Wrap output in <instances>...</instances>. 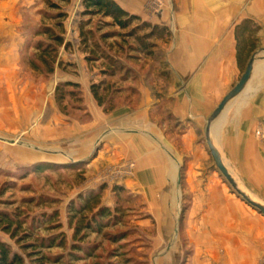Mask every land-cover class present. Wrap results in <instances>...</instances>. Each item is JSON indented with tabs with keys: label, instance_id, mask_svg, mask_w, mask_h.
I'll list each match as a JSON object with an SVG mask.
<instances>
[{
	"label": "rangeland",
	"instance_id": "1",
	"mask_svg": "<svg viewBox=\"0 0 264 264\" xmlns=\"http://www.w3.org/2000/svg\"><path fill=\"white\" fill-rule=\"evenodd\" d=\"M81 3L82 0H0V210L20 212L26 221L24 230L34 219L42 218L40 215L56 214L51 220L35 224L33 231L34 240L54 235L64 241L63 246L42 248L43 255L50 259L47 264H238V259L241 264H250L246 260L248 253L240 255L236 246L214 242L212 237H220L226 230L210 228L213 214L201 211L208 209L210 190L232 191L215 167L203 133V157L198 152L191 156L190 151H181L179 137L173 132L174 122L162 110L165 138L160 137L152 145V136L147 132L149 137L142 135L149 140L144 143L147 149L154 146L167 159L163 170L170 180L153 196H146L141 187L140 192L133 190V181L129 180L128 189L119 184L138 172L137 160L132 157L120 162H106V157H100L102 163L90 166L105 141L88 139L90 115L80 84L68 86L65 83L72 81L66 78H78L80 64L85 63V69L92 74L88 83L103 82L99 94L104 98L100 105L104 111L109 97L116 107H134L138 78L143 76L146 84L153 83L172 37L169 32L156 30L147 39L154 44L150 51H139L141 45L136 36H143L148 28L139 29L132 36L113 35L112 31L126 33L128 29L107 26L104 22L110 19L95 15L84 27L93 31L85 46L79 23L89 17L81 14ZM144 6L147 12L158 15L190 13L198 8L189 0H147ZM60 13L65 14L63 19L58 17ZM141 23L139 17L131 26ZM46 29L51 30L52 36H61L68 46L50 39L44 33ZM103 33H108L104 40ZM48 45L55 49L54 59H48L52 69L41 54ZM116 64L122 69H113L110 75L107 71L116 68ZM259 71L264 72V62H256L254 72ZM78 90L80 95L75 93ZM58 95L62 96L60 100ZM114 129L130 136L136 127ZM214 139L218 145L215 128ZM172 147L184 157L177 158ZM129 149L132 151L131 145ZM192 157L201 163L191 164ZM145 168L148 178L152 167ZM102 185L98 208L104 206L110 211L109 223L97 232L84 229L82 239L75 238L76 225H84L98 208L73 215V206ZM114 186L121 189L116 191ZM0 232L14 251L26 255L14 239ZM210 240H214L213 244L206 243ZM73 243L85 250L70 255ZM251 264H264V253Z\"/></svg>",
	"mask_w": 264,
	"mask_h": 264
},
{
	"label": "crops",
	"instance_id": "2",
	"mask_svg": "<svg viewBox=\"0 0 264 264\" xmlns=\"http://www.w3.org/2000/svg\"><path fill=\"white\" fill-rule=\"evenodd\" d=\"M115 1L129 14L152 25L165 26L166 32L171 34L160 73L154 76L152 84H146L143 76L138 78V99L134 107L118 106L111 111H104L92 94L91 83H88L92 74L85 69V63L80 64L78 78L67 77L66 81L80 84L84 106L90 115L88 139L95 138L96 143L105 141L90 166L102 163L100 157H106V162L132 157L137 160L138 172L119 184L128 189L129 182L133 181V190L140 192L141 187L146 196H153L170 180L163 170L167 159L154 146L147 149L144 143L149 140L142 135L149 137L146 132L149 133L152 145L159 142L160 137L165 138L167 131L161 124L164 110L174 122L173 132L179 137L180 150L190 151L191 156L198 152L203 157L200 137L204 135L208 116L238 82L251 54L264 48V0H189L198 8L173 15L147 12L144 8L147 0ZM245 27L257 29L251 32ZM253 38L255 46L248 55ZM130 125L136 127L130 136L127 132H117L121 129H114ZM214 128L219 145L216 146L228 169L253 195L264 201V72H254L246 88L215 119L211 129L213 138ZM172 148L177 158L184 157L177 148ZM192 158L191 164L193 161L195 165L201 163ZM145 167H152L148 178ZM207 196L208 209L201 208V211L213 214L208 226L227 232L206 243L214 241L236 246L238 254L248 253L246 260L255 263L264 253L263 216L233 191L220 188L210 190ZM2 235L0 232L1 241ZM238 261L241 264L240 259Z\"/></svg>",
	"mask_w": 264,
	"mask_h": 264
},
{
	"label": "trees",
	"instance_id": "3",
	"mask_svg": "<svg viewBox=\"0 0 264 264\" xmlns=\"http://www.w3.org/2000/svg\"><path fill=\"white\" fill-rule=\"evenodd\" d=\"M82 6L83 11L82 15L87 16L89 18L82 19L79 23V35L81 38L82 44L85 46H88V40L90 37L93 36V31L85 28L87 24L90 22L91 16H101L102 18H108L109 21L104 22L105 25L110 27H117L119 30H127L126 33H121L118 31H112L113 35L118 36H132L136 35L137 31L139 29H149V31L144 34L143 36H136L138 40L140 41L141 48H139V51L146 50L150 51L149 47H153L152 42H148V40L153 36L155 31H167L166 27L164 26H158V25H152L149 22L142 21V23L136 26H131L132 23L136 20H139V17L134 14H129L126 10H124L115 0H82ZM52 7L57 8L55 4H52ZM58 17H61L63 19L65 17V14L60 13ZM62 24H59L61 27ZM131 27V28H130ZM130 28V29H129ZM246 29H250L251 32L254 29H257V27H245ZM40 33V32H39ZM44 33L48 34L51 38H53L57 44H65V46H68V43H65L63 38L61 36H52V32L50 29L44 30ZM41 34V33H40ZM108 36V33H103L101 35V39L104 40ZM148 39V40H147ZM254 38L250 42V52L254 49L255 42ZM147 41V42H146ZM55 49L51 46H45L43 50L41 51V54L44 55V58L46 59L48 63L49 57L54 59ZM45 55L47 57H45ZM105 56V55H104ZM92 57V56H91ZM106 58H110L109 56H105ZM48 65L52 69V65L48 63ZM116 68H112V71H107L110 75L113 73V69H122V66H118V64L115 65ZM166 73V72H164ZM103 82H100L98 84H92L91 85V91L94 95L96 101L99 105H103V96L99 94L101 85ZM68 86L71 87H77L78 84L72 83V82H66ZM57 91V88H56ZM77 95H80V92L78 90ZM137 93V90H136ZM62 96L58 95V99L60 100ZM112 97H109L107 100H109V104L106 105L105 111H111L116 107L115 102L111 103ZM103 185L100 186L97 191L91 192L88 194V197L83 198L81 202L78 203L77 206H73V215L75 213H82L85 210H94L95 208H98V198L100 194V190H102ZM114 189L118 191V189H121L119 186H114ZM74 205V204H73ZM42 218L34 219L32 221V225L28 227V229H23V224L26 222L24 217L21 218V213L16 211L15 213H9L4 210H0V230L4 233H7L10 238L14 239L15 243L19 245L20 250L24 251L26 255L24 256L21 253H18L12 249V247L6 243L0 240V264H47L49 257L43 255L42 248L43 247H52L53 245H64V241L62 239H57L56 236H49L47 239H39L34 240L33 239V231L35 230V224L42 223V220H51L56 216V214L53 212L49 215H40ZM110 217V211L104 207L101 206L97 209V212H93L91 218L87 220L84 225H82V222L76 225L74 230V236L80 237L82 239V236L84 234H81L84 229H90L91 231H99L103 226H107L109 223ZM58 226V224L56 225ZM81 235V236H80ZM79 239V240H80ZM58 241V242H57ZM81 243V242H80ZM72 249L70 251V255L74 256L77 255V252L81 250H85V247H82L80 244L73 243L71 245ZM87 249V248H86Z\"/></svg>",
	"mask_w": 264,
	"mask_h": 264
},
{
	"label": "water",
	"instance_id": "4",
	"mask_svg": "<svg viewBox=\"0 0 264 264\" xmlns=\"http://www.w3.org/2000/svg\"><path fill=\"white\" fill-rule=\"evenodd\" d=\"M257 61H264V48H258L251 54L238 82L225 94L216 108L208 116L204 127V141L215 167L229 184L232 191L251 208L264 215V201L253 195L228 169L221 152L214 142L211 131L212 123L222 113L226 105L246 88L254 73Z\"/></svg>",
	"mask_w": 264,
	"mask_h": 264
},
{
	"label": "bare ground",
	"instance_id": "5",
	"mask_svg": "<svg viewBox=\"0 0 264 264\" xmlns=\"http://www.w3.org/2000/svg\"><path fill=\"white\" fill-rule=\"evenodd\" d=\"M256 66V65H255ZM214 142H215V139H214ZM215 144H216V142H215Z\"/></svg>",
	"mask_w": 264,
	"mask_h": 264
}]
</instances>
